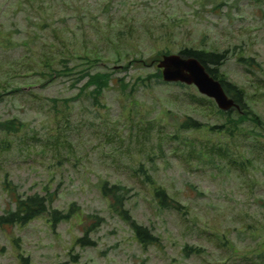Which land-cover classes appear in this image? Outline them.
Masks as SVG:
<instances>
[{
	"label": "rangeland",
	"instance_id": "374dc122",
	"mask_svg": "<svg viewBox=\"0 0 264 264\" xmlns=\"http://www.w3.org/2000/svg\"><path fill=\"white\" fill-rule=\"evenodd\" d=\"M184 46L234 48L220 69L264 121V0H0V59L16 60L0 62V76L10 71L5 87L21 88L0 102V121H23L18 130L0 126V213L14 208L5 180L20 195L57 188L53 207H77L55 229L46 215L0 227V264H264V207L253 197L264 193V164L251 162L249 172H241L206 131L193 135L206 140L208 156L222 168L196 158L192 147L168 136L169 129L185 114L210 123L224 118L208 101L188 106L193 95H203L192 85L147 87L137 79L155 72L157 61L144 66L135 59L150 63ZM56 49L67 53L70 67L83 64L85 52L96 53L97 66L137 90L128 98L110 83L97 105L84 98L65 110L63 97L76 94L84 79H74L79 66L45 82L39 53ZM50 98H57L61 112L50 109ZM140 163L185 215L157 207L134 172ZM103 179L137 190L127 206L160 244L141 246L131 227L109 212L99 191ZM95 216V244L77 245ZM185 243L201 252L185 255Z\"/></svg>",
	"mask_w": 264,
	"mask_h": 264
},
{
	"label": "trees",
	"instance_id": "16d2710c",
	"mask_svg": "<svg viewBox=\"0 0 264 264\" xmlns=\"http://www.w3.org/2000/svg\"><path fill=\"white\" fill-rule=\"evenodd\" d=\"M8 47H13L11 41L9 42ZM233 50L225 48L222 51H217L207 50L205 47L197 48L193 46H184L178 50L177 53L182 57H194L199 60L209 75L219 80L226 94L234 100V102L238 105V108H231L227 111H222L216 107L213 99L200 94L193 95V99L195 101L189 103L188 106H194L196 108L203 104L199 103L200 101H208L215 111L224 118V121L221 122V120H217L214 123L203 122L201 119H197L192 114H185V118L178 122L175 127L169 129L167 134L173 140L180 142L182 146L192 147L196 158L199 160L204 162L208 161L211 167L222 168L218 161L211 158V156H208V148L205 145L206 140L197 141L196 139L201 138L193 135V132L206 131L218 138V148L221 149L223 154L228 158L222 154L221 157L225 158L227 162H231L233 165H238L241 172H246L247 170L245 169L252 168V166H250L251 162H261L264 164V121L257 112L249 107L243 88L234 82L227 80L220 69V66L225 63V61L229 58V55L234 54ZM121 52L122 50L119 49L118 52H116L117 55L115 57L120 56ZM90 53L91 52L88 51V53L85 52V55L79 56L83 64H74L72 67L69 66L70 62H68L69 56L66 55L67 53L64 54L62 51L57 49L51 53L48 51H45V53H39L40 58L38 59L37 64L42 65V68L44 69L39 70L38 73L42 76V78L44 77V80H46L45 82H50V80L53 81L55 76H60L61 74L70 72L74 67H82H80V69L76 72L77 75L74 79L79 81L84 79V81L79 86L76 94L63 97L62 103L65 110H69L71 105L75 102H81L84 98L85 100H88L91 105H97L99 103L98 97H101L104 90L109 87L110 83L120 88V95H125L128 98L134 93V91L137 90L133 83L129 84L124 80V78H112V74L107 72L104 67L97 66L98 58L96 53L93 56L90 55ZM62 54L64 56H62ZM159 59L160 58H158V56L153 57L150 59V63H147V59L142 60L137 58L134 61H141L136 63H142L144 66H147ZM238 59L243 58L239 56ZM0 62H16V60L12 59L10 61H5L0 59ZM242 63H244L245 66H252V62ZM137 68L141 69L142 66H138ZM112 73L115 74V71ZM5 75H7V78L0 76V102L6 95H11V92L15 91V89L16 92L21 89L20 87L7 89L5 84L8 82L11 83L13 76L10 71L6 72ZM137 79L144 83L147 87L166 84L177 87H188V85L180 82H164L161 79V72L158 68L155 69V72L148 73L145 78L139 77ZM152 80L153 82H151ZM30 95H33V97L35 96V94ZM56 99L57 98H50V109L57 113L61 112V110L57 108L58 104L55 102ZM235 111L237 112L234 114ZM152 122H154V120L148 121V123ZM7 125L14 130H18L23 125V121L18 120V118L0 121V126ZM200 143L203 144L200 145ZM197 145L199 147L196 149ZM158 148L160 149V145H158ZM242 148L246 149L250 156H244L240 153L241 151L239 149ZM262 169L264 168L262 167ZM134 172L144 184L149 186L150 197L154 200V203L158 208L180 211L183 215H185L186 212L182 211L184 206L178 200L173 198L163 185L155 182L152 172L143 168L141 163L134 168ZM254 185V181L247 184L249 197L251 196L250 192H252V187ZM5 186L9 192L15 195L13 201L14 208L0 213V227L14 226L16 224L24 225L36 217L46 215V219L49 221L51 228L55 229L58 223L63 220H68L75 209L77 210L74 203H71L69 208L66 210L58 209L52 206L53 201L57 197V188L50 190L48 186H44L43 193L36 191L26 195H20L16 185L11 183L10 180H5ZM99 191L101 196L108 200L109 212L113 213L121 221L127 223L131 227L133 237L141 246L144 247L146 244H160V236L152 232L148 226L138 222L132 215L130 208L127 206L128 200L138 193L135 188L132 186L128 187V185L121 182L109 183L107 179H103L99 182ZM253 197L255 199V204H260L264 207V193L254 194ZM94 218H98V220L93 222L90 226H87L83 230L82 234L76 238L77 245L86 246L95 244V241L91 238L90 234L92 232V227L100 221V216H95ZM201 249L202 248L200 246L188 245L186 243L182 247L185 255H189L190 253L199 254ZM19 256L27 262L26 257H23L20 254ZM73 257L76 258L77 255L75 254ZM141 264L146 263L142 262Z\"/></svg>",
	"mask_w": 264,
	"mask_h": 264
},
{
	"label": "water",
	"instance_id": "95a60500",
	"mask_svg": "<svg viewBox=\"0 0 264 264\" xmlns=\"http://www.w3.org/2000/svg\"><path fill=\"white\" fill-rule=\"evenodd\" d=\"M164 82H180L194 85L199 93L212 98L216 106L227 111L238 108L234 100L224 91L219 80L213 78L194 57H182L177 53L162 55L156 62Z\"/></svg>",
	"mask_w": 264,
	"mask_h": 264
}]
</instances>
